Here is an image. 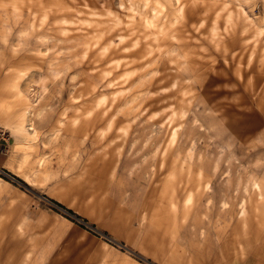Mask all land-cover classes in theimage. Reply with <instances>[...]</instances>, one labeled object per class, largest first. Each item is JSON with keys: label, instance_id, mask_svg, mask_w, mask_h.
<instances>
[{"label": "rangeland", "instance_id": "374dc122", "mask_svg": "<svg viewBox=\"0 0 264 264\" xmlns=\"http://www.w3.org/2000/svg\"><path fill=\"white\" fill-rule=\"evenodd\" d=\"M242 262L264 0H0V264Z\"/></svg>", "mask_w": 264, "mask_h": 264}, {"label": "bare ground", "instance_id": "6f19581e", "mask_svg": "<svg viewBox=\"0 0 264 264\" xmlns=\"http://www.w3.org/2000/svg\"><path fill=\"white\" fill-rule=\"evenodd\" d=\"M32 115V112H31V110H29V111H27L26 112V115H25V117H24V121H25V119H26V117L27 116H31ZM39 115H40V113H38L37 115H35V114H33V116H37V117H39ZM27 120V119H26ZM31 121V120H30ZM32 124V123H31ZM33 129V128H32ZM29 132V131H28Z\"/></svg>", "mask_w": 264, "mask_h": 264}, {"label": "crops", "instance_id": "0c3cea01", "mask_svg": "<svg viewBox=\"0 0 264 264\" xmlns=\"http://www.w3.org/2000/svg\"><path fill=\"white\" fill-rule=\"evenodd\" d=\"M241 264H249V263H246V262H242Z\"/></svg>", "mask_w": 264, "mask_h": 264}]
</instances>
